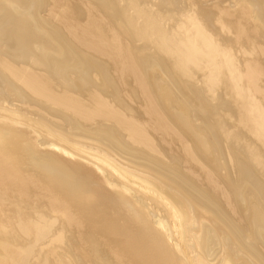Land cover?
<instances>
[{"label": "bare ground", "instance_id": "bare-ground-1", "mask_svg": "<svg viewBox=\"0 0 264 264\" xmlns=\"http://www.w3.org/2000/svg\"><path fill=\"white\" fill-rule=\"evenodd\" d=\"M0 264H264V0H0Z\"/></svg>", "mask_w": 264, "mask_h": 264}, {"label": "rangeland", "instance_id": "rangeland-1", "mask_svg": "<svg viewBox=\"0 0 264 264\" xmlns=\"http://www.w3.org/2000/svg\"><path fill=\"white\" fill-rule=\"evenodd\" d=\"M41 68H37V70H40ZM248 138H250V137H244L243 138V140H244V142H241V141H237V142H234V143H232L231 144V147L232 148H236L237 149V151H238V149L239 148H242V147H246V143L247 142H249V141H247V139ZM189 141V139L187 138V137H185V139H184V142H188ZM251 141V140H250ZM188 144V143H187ZM254 146V145H253ZM237 153V152H236ZM56 263H60V262H56Z\"/></svg>", "mask_w": 264, "mask_h": 264}]
</instances>
